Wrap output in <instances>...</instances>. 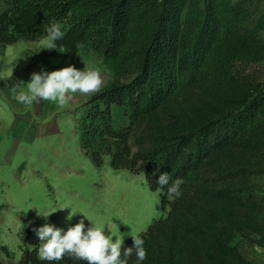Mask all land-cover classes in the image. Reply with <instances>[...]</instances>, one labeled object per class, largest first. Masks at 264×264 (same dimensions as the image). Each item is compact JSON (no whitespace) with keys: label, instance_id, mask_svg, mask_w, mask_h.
<instances>
[{"label":"trees","instance_id":"16d2710c","mask_svg":"<svg viewBox=\"0 0 264 264\" xmlns=\"http://www.w3.org/2000/svg\"><path fill=\"white\" fill-rule=\"evenodd\" d=\"M57 22L65 52L47 58L84 50L115 70L81 107L83 153L143 174L170 208L138 234L143 264H264L236 243L264 248V0H0L1 45L39 41ZM40 63L23 52L0 88L17 102ZM158 171L185 180L181 197L161 191ZM38 243L21 264H50Z\"/></svg>","mask_w":264,"mask_h":264},{"label":"rangeland","instance_id":"374dc122","mask_svg":"<svg viewBox=\"0 0 264 264\" xmlns=\"http://www.w3.org/2000/svg\"><path fill=\"white\" fill-rule=\"evenodd\" d=\"M45 39L46 35L39 41L0 44V73L5 83L14 70L9 67L11 63L20 62L27 50L35 52L41 61L30 70V75L42 67L54 71L73 65L78 70H101L105 80L102 87L114 78L112 63L84 50L73 58H47L45 49L41 50ZM257 69L263 76L264 66ZM25 78L26 74L21 82ZM26 88L27 84L20 90ZM189 93L186 92V97ZM89 96L77 94L63 108L40 99L24 105L0 88V205L3 206L0 259L3 264H21L25 251L39 242L32 228L42 226L45 220L37 211L53 212L48 222L66 229L82 215L77 213L66 223L70 209H58L70 205L93 222L106 224L114 233L125 235L124 243L131 235L140 234L155 220L167 216L169 206L162 208L160 192L150 188L143 174L114 170L110 157L98 168L83 153L79 123L81 107ZM236 243L249 256L264 262V248L249 245L241 237ZM3 246L7 247V253Z\"/></svg>","mask_w":264,"mask_h":264},{"label":"clouds","instance_id":"9594fccd","mask_svg":"<svg viewBox=\"0 0 264 264\" xmlns=\"http://www.w3.org/2000/svg\"><path fill=\"white\" fill-rule=\"evenodd\" d=\"M62 27L63 25L57 22L46 28V39L41 50L56 49L59 52H65L63 49H58L56 43L65 35ZM104 83V74L98 68L78 70L75 66L69 65L58 70L45 71L42 67L39 72L31 73L26 91H17L15 100L20 104L31 105L40 99L56 103L58 107L63 108L77 94L99 93ZM158 173L155 183L162 192L166 190L165 194L171 199L183 195L181 190V186L185 183L183 178H174L168 172L158 171ZM65 208L70 209L65 217L66 223H69L77 213L82 214L77 223L66 229L48 222V216L53 212L46 214L37 211V215L43 216L45 220L42 226L32 228L39 240L37 256L40 261L59 264L67 255L76 260L85 261L86 264H128L129 258L134 253L136 264H143L147 252L144 247L145 240L140 235H131L133 245L124 247L125 235L114 233L106 224L93 222L88 215L74 211L70 205L58 210ZM86 221L89 223L86 224Z\"/></svg>","mask_w":264,"mask_h":264}]
</instances>
